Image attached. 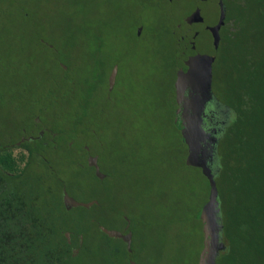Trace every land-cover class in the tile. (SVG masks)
I'll return each mask as SVG.
<instances>
[{"label":"rangeland","instance_id":"1","mask_svg":"<svg viewBox=\"0 0 264 264\" xmlns=\"http://www.w3.org/2000/svg\"><path fill=\"white\" fill-rule=\"evenodd\" d=\"M196 1L0 0V134L17 125L39 133L33 116L43 107L45 124L69 130L63 138L73 147L60 140L50 157L68 195L82 204L64 213L84 246L71 264H198L204 200L189 199L188 181L200 171L186 165L173 88L179 30H197L194 50L188 39L193 62L215 45L206 25L217 22L219 9L205 3L201 20L192 15ZM112 64L119 72L110 92ZM25 154L13 150L19 167ZM95 199L99 206L84 205ZM125 224L130 245L100 230L122 232Z\"/></svg>","mask_w":264,"mask_h":264},{"label":"trees","instance_id":"2","mask_svg":"<svg viewBox=\"0 0 264 264\" xmlns=\"http://www.w3.org/2000/svg\"><path fill=\"white\" fill-rule=\"evenodd\" d=\"M223 1L227 17L220 30L214 63L209 119V125L218 128L219 137L212 167L219 190L225 249L218 264H264V0ZM198 3L199 0L196 7ZM174 27L179 28L177 24ZM185 29L179 30L180 55L174 60L179 71L173 88L189 59L184 46ZM196 33L190 26L188 39H197ZM101 48L102 45L99 51ZM115 65L112 64L111 73ZM60 67L65 75L71 73L69 66L60 64ZM69 81L72 85L73 80ZM107 83L109 88V80ZM47 109L43 107L33 116L35 128L44 130L43 135L32 134L34 128L26 129L24 125L0 134V264H71L84 247L79 241L80 232L71 233L81 245L79 254H75L73 247L76 242L72 239L70 242L66 236L71 228L64 222V213L72 210L66 209L63 199L67 182L60 177L50 157L56 152L57 142L65 139L63 144L69 149L73 147L72 139L63 138L69 135V130L55 122L45 124ZM176 119L174 125L178 130ZM22 138L26 141L21 146L28 154L21 156L26 161L19 167L13 150ZM88 151L84 148L86 154ZM186 158L185 155V161ZM198 171L188 181V196L204 200L201 213L211 187L202 171ZM100 204L95 199L90 209Z\"/></svg>","mask_w":264,"mask_h":264},{"label":"water","instance_id":"3","mask_svg":"<svg viewBox=\"0 0 264 264\" xmlns=\"http://www.w3.org/2000/svg\"><path fill=\"white\" fill-rule=\"evenodd\" d=\"M205 2V0H199L192 14L193 16L201 20L204 18L202 6ZM208 3L215 4L219 9L217 22L213 25L208 23L206 25L215 35L214 48L210 52L199 53L200 58L197 62L191 61L190 58L185 61L174 88L176 125L188 151L186 165L189 168L201 170L211 187L208 202L200 213L204 240L198 264H218V257L221 251L225 249V243L222 239L224 225L220 220L219 190L212 167L215 146L219 139L218 128L216 126L206 127L205 119L210 117L209 110L214 95V63L221 38L220 30L225 23L227 10L223 0H208ZM118 72L119 67L116 65L109 78L111 91L116 85ZM89 166L95 169L98 179L105 180L99 170L96 157L89 158ZM63 199L68 210L82 206L81 203L71 198L66 191H64ZM84 205L90 208L94 205V202ZM127 228H129V224ZM105 231L111 237L123 238L128 245L131 244V232L124 234L122 232ZM66 236L71 241L70 232H66Z\"/></svg>","mask_w":264,"mask_h":264},{"label":"flooded vegetation","instance_id":"4","mask_svg":"<svg viewBox=\"0 0 264 264\" xmlns=\"http://www.w3.org/2000/svg\"><path fill=\"white\" fill-rule=\"evenodd\" d=\"M142 29H143V27H141V26H139L138 27V29H137V34H139V36H141L142 34ZM141 34V35H140ZM186 41H187V43H186V52H187V55H186V57L188 58V55H190V54H188V42H189V40H188V29H187V31H186ZM195 41V42H194ZM191 40V42L189 43V44H191V47H192V49H195L196 48V44H197V39H195V40ZM116 66V65H115ZM211 109L209 110V114H211ZM209 116H212V114L211 115H209ZM211 117H207L206 119H205V126L207 127L208 126V128H210V125H209V120L208 119H210ZM36 130L35 129H33L32 130V134H36ZM41 135H43L44 134V130H41L40 132H39ZM32 134L31 135H29V137L30 136H32ZM29 139V138H28ZM52 139V138H51ZM26 140L24 139V138H22L21 139V141H19V142H17V144H18V146H16V147H22L21 146V144L22 143H24ZM23 148V147H22ZM25 150H27L26 148H25ZM27 152H28V150H27ZM129 232H131V229H130V226H129V228H127V225H125V227H124V229L122 230V233H124V234H126V233H129ZM118 239H121V240H123L127 245H128V243H127V241L126 240H124L123 238H118ZM72 241V240H71ZM70 241V242H71ZM78 248V247H77ZM74 250H76V248H74ZM76 253V252H75Z\"/></svg>","mask_w":264,"mask_h":264}]
</instances>
